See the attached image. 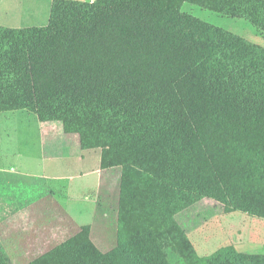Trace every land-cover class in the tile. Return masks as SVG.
I'll return each instance as SVG.
<instances>
[{
    "label": "trees",
    "instance_id": "trees-1",
    "mask_svg": "<svg viewBox=\"0 0 264 264\" xmlns=\"http://www.w3.org/2000/svg\"><path fill=\"white\" fill-rule=\"evenodd\" d=\"M186 4L264 31V0H54L45 26L0 25V112L62 122L122 169L115 247L84 226L28 264H264L175 240L205 198L264 216V47Z\"/></svg>",
    "mask_w": 264,
    "mask_h": 264
},
{
    "label": "crops",
    "instance_id": "crops-1",
    "mask_svg": "<svg viewBox=\"0 0 264 264\" xmlns=\"http://www.w3.org/2000/svg\"><path fill=\"white\" fill-rule=\"evenodd\" d=\"M121 175L62 122L1 111L0 242L11 262L28 264L84 226L102 251L114 248Z\"/></svg>",
    "mask_w": 264,
    "mask_h": 264
},
{
    "label": "rangeland",
    "instance_id": "rangeland-1",
    "mask_svg": "<svg viewBox=\"0 0 264 264\" xmlns=\"http://www.w3.org/2000/svg\"><path fill=\"white\" fill-rule=\"evenodd\" d=\"M53 1L0 0V25L45 26L50 19ZM183 10L264 47V31L256 28L245 18L226 16L192 4H186ZM263 217L249 215L242 210L229 212L222 202L205 198L177 215L175 219L178 230L175 231L174 236L184 250L189 251V248L199 256H209L222 246L230 244L250 260L264 263ZM111 228L113 229V225ZM113 237L116 245L117 229ZM171 260L173 264H187L184 258L176 253H172Z\"/></svg>",
    "mask_w": 264,
    "mask_h": 264
}]
</instances>
